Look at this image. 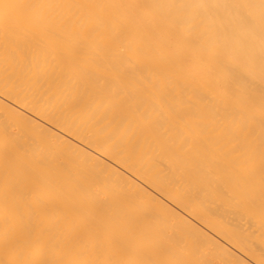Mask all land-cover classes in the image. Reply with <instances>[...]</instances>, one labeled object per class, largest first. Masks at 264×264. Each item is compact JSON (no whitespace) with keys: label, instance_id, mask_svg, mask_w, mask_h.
Masks as SVG:
<instances>
[{"label":"bare ground","instance_id":"obj_1","mask_svg":"<svg viewBox=\"0 0 264 264\" xmlns=\"http://www.w3.org/2000/svg\"><path fill=\"white\" fill-rule=\"evenodd\" d=\"M0 264H264V0H0Z\"/></svg>","mask_w":264,"mask_h":264}]
</instances>
